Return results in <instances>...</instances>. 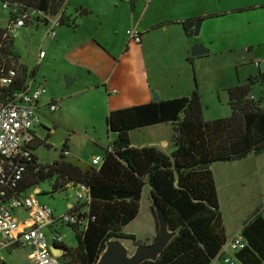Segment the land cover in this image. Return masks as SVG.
Instances as JSON below:
<instances>
[{
  "label": "trees",
  "instance_id": "trees-1",
  "mask_svg": "<svg viewBox=\"0 0 264 264\" xmlns=\"http://www.w3.org/2000/svg\"><path fill=\"white\" fill-rule=\"evenodd\" d=\"M65 5L66 0H0L1 11L8 13V24L23 19V27L33 24L39 14L48 19L58 17ZM194 22L182 23L185 34H192ZM61 25L70 26L60 17ZM12 39L7 27L0 28V110L16 102L31 86L36 72L19 63ZM257 81L264 83V74L227 89L230 114L213 121L203 119L197 89L188 98L111 112L105 127L114 139L103 150L99 167L66 160V142L59 159L50 165L39 164L34 150L41 141L35 136L21 154L5 161V175L0 174V203L29 195L40 183L53 179L51 194L83 186L89 202L75 200L67 211H84L79 216L81 224L66 225L77 245L54 248L63 252L60 264H97L109 242L120 238L136 243L134 235L122 231L138 216L143 188L148 187L152 211L156 208L163 214L172 237L155 260L141 264H214L226 233L211 166L264 152V106L250 97ZM166 123L173 126L171 153L130 145L131 131ZM13 168L20 174L17 180ZM240 234L245 246L233 253L235 259L241 264H264V214L260 208L244 221Z\"/></svg>",
  "mask_w": 264,
  "mask_h": 264
},
{
  "label": "crops",
  "instance_id": "crops-1",
  "mask_svg": "<svg viewBox=\"0 0 264 264\" xmlns=\"http://www.w3.org/2000/svg\"><path fill=\"white\" fill-rule=\"evenodd\" d=\"M70 1L72 7L68 4ZM263 6L264 0H67L60 16L70 26L54 28L51 39L45 32L47 49L41 45L39 53L44 51L46 54L42 59L37 56L34 81L29 87L31 91L39 88L42 95L44 88L47 90V97L41 95L38 103L40 125L45 124L42 122L46 117L43 108L55 101L60 110L53 126L61 125L68 131L83 127L93 132L105 126L106 117L111 112L153 102L152 92H156L158 101H166L188 98L197 89L202 110L217 109L224 100L229 106L227 89L264 74L259 71V64L264 61V48L260 49L257 43L233 48L236 41L224 32L225 22L229 16L254 12L264 9ZM186 20L201 21L196 38L183 31L182 23ZM129 30L140 34V43L136 44L127 37ZM243 31L249 34L244 28L240 33L244 34ZM193 45L203 46L205 55L192 58L189 48ZM236 52L239 58L233 62L235 69L252 65L238 73L244 81L239 77L235 85L225 82L224 73L218 70L212 77L211 88L207 89L203 62L211 56H233ZM189 67L192 71L195 67L197 76L193 72L192 77L197 79L198 86L195 81L192 85ZM44 68L45 72L40 74L43 80H38V72ZM64 77L73 79L68 88L63 83ZM254 87H260L261 91L251 93L250 97L264 106V83L257 81ZM68 113H75L81 119L78 123L63 120ZM229 114L230 107L227 116ZM202 115L207 121L203 111ZM109 135L110 140L102 146L103 150L108 149L114 139ZM172 137L173 126L166 123L135 129L130 132L129 141L132 147H154L169 154ZM92 141L93 145L101 147L97 140ZM94 157L102 156L93 155L92 159ZM211 170L225 236L229 238L240 233L244 221L255 209L260 208L264 214V152L236 162L214 163ZM145 188L148 209L155 225V232L147 237L152 243L158 228L149 199L150 189ZM67 207L69 210L74 204L69 203ZM224 259H229L230 263H225ZM236 263L239 262L229 251L223 252L214 262Z\"/></svg>",
  "mask_w": 264,
  "mask_h": 264
},
{
  "label": "rangeland",
  "instance_id": "rangeland-1",
  "mask_svg": "<svg viewBox=\"0 0 264 264\" xmlns=\"http://www.w3.org/2000/svg\"><path fill=\"white\" fill-rule=\"evenodd\" d=\"M67 2V0H66ZM70 7H72L73 3L70 1L68 3ZM1 8V7H0ZM8 24V13L7 11H1L0 9V28L5 29ZM42 23H36L32 25H27L23 28H11V31H14L13 39V48L14 51L18 54L19 63L21 65H25L29 67V70L36 69L38 63L36 61L37 56H39V49L42 45L47 49V38L45 36V32L47 27L42 26ZM61 27H66L61 25ZM224 32L227 33L228 37L235 38L236 45L233 48H238L239 46L245 43H257L260 49L264 48V9H257L254 12H244L241 15H232L229 16L225 22ZM245 29V32H249V34H241L242 29ZM18 34V36H16ZM232 48V49H233ZM219 49V48H217ZM239 58V53H234L233 56H211L207 61L203 62V70H204V85L207 89H210L212 86V77L219 70L220 73H224L225 82H229L230 84H236L239 81V72H244V69H249L252 67L251 64H247L244 66H238L237 69L233 67V62L237 61ZM235 60V61H234ZM190 68V67H189ZM191 77L193 76V72L195 77L197 76L195 67L189 69ZM41 72H45V68L38 72V80H43L40 77ZM241 73V75H242ZM46 74V73H45ZM52 75V74H51ZM195 77L191 78V82L193 85V81H195L196 86H198V81ZM244 77V75L242 76ZM241 79V77H240ZM241 81H244L241 79ZM64 83V81H63ZM194 86V85H193ZM43 97H47V90L44 88ZM69 91V90H66ZM252 93L257 94L261 91L260 87L252 88ZM46 108V107H45ZM43 108V113L45 114V119H42L44 125H40L36 128L35 136L41 141V144L34 150V154L37 157L38 163L45 165H50L59 157L63 151V146L65 142L68 144L70 151L65 155V159L74 162L79 166L90 165L91 159L93 155L102 156L103 148L108 144L110 140V135L106 127L103 125L102 128L98 129L96 132H93L90 129H84L83 127H77V130L68 131L66 128L61 125L53 124L55 117L58 116V112L50 113L49 109ZM229 106L225 102L222 103V106L217 107V109L210 108L207 111L204 109L203 114L207 121H213L215 119H222L227 117ZM229 116V115H228ZM81 118L78 117L75 113H68L65 115V119L69 121H75L78 123V120ZM92 140H97L99 142V146L97 147L93 145ZM55 182V179L51 181H46L40 183L35 190L38 191L37 200L43 205L49 206L55 215L60 216L62 213L68 211V204H75L76 194L78 193L77 189L68 188L67 190L57 191L51 194L52 192V184ZM251 197V194H249ZM147 189L143 190V199L140 204V213L139 216L123 231L124 234L134 235L136 240L134 243L130 239H123L121 241V247L126 251L127 257L130 258L134 253L135 249L140 245L146 244L151 241L150 238L147 237L155 232V225L151 218V212L148 209L147 203ZM223 209V203H222ZM224 215L227 217L225 213V209H223ZM20 221H24L26 219L25 215L22 212H16ZM156 220V219H155ZM158 221V220H157ZM158 225V222H157ZM159 228V226H157ZM239 228H236L238 231ZM159 230V229H158ZM59 233L63 236L66 247H75L77 245V240L68 226H58ZM140 241V242H139ZM151 243V242H150ZM149 243V244H150ZM147 245V244H146ZM111 245L107 246L106 251L109 249ZM105 251V252H106ZM29 250L26 248H18L13 251H5L2 252V262L0 264H29L28 255ZM104 256V254L102 255ZM101 256V258H102ZM239 264V263H236Z\"/></svg>",
  "mask_w": 264,
  "mask_h": 264
},
{
  "label": "built area",
  "instance_id": "built-area-1",
  "mask_svg": "<svg viewBox=\"0 0 264 264\" xmlns=\"http://www.w3.org/2000/svg\"><path fill=\"white\" fill-rule=\"evenodd\" d=\"M6 8L7 6H3L2 9ZM37 17L48 21L46 36L48 39L53 38L54 28L59 26L61 16L48 19L39 14ZM23 24V19H16L11 24H7L9 34H14L11 28L20 29L23 28ZM126 35L136 44L141 42L140 34L136 30H129ZM45 54L44 51H40L38 58L42 59ZM12 75L13 72H10V76ZM41 95L42 91L39 88L32 91L28 88L17 96L16 102L0 110V174L3 177L5 161L15 159L17 155L21 154L20 150L24 146L31 145L35 137V128L40 125L41 121L38 113ZM46 108L50 113L60 110L57 101L48 103ZM101 162V157H94L91 165L99 167ZM15 170L13 168L12 173H15V180H17L20 174ZM77 190L75 200L79 203L89 202L90 197L86 189L80 186ZM37 195L38 191L34 190L29 195L0 203V263L3 259V250L13 251L18 248H26L30 251L27 259L29 264H60V258H57L52 252L54 245H65L63 236L57 231L58 226L81 224L82 220L79 219V216L84 214V211L80 210L75 214L66 212L55 216L49 206L43 205L37 200ZM16 212H22L26 219L20 221ZM240 235L239 233L226 238L219 255L225 251L234 253L243 249L245 242ZM224 262L230 263L229 259H224Z\"/></svg>",
  "mask_w": 264,
  "mask_h": 264
},
{
  "label": "water",
  "instance_id": "water-1",
  "mask_svg": "<svg viewBox=\"0 0 264 264\" xmlns=\"http://www.w3.org/2000/svg\"><path fill=\"white\" fill-rule=\"evenodd\" d=\"M36 23H42L43 24L42 26L44 27L48 25V21L46 19H40V17H36L33 24ZM33 24L30 25L33 26ZM200 25H201L200 20L195 22V27L192 33V36L195 38L199 35ZM189 52L192 58L201 56L203 54L205 55L206 53L204 51V47L201 45L191 46L189 48ZM259 71L264 73V61L259 64ZM72 80L73 79L68 77L63 78L66 88L70 87ZM152 100L155 103L158 102V97L156 95V92H152ZM153 210H154V214H155L154 217L156 219V222H158L157 226H159L158 228L159 230L157 232V237L152 243L148 245L146 244L140 245L135 249V253L130 258H128L126 251L120 246L122 244L121 241L123 239L120 238L115 239L108 243V245L110 244L111 246L107 251L105 250L106 252H103L104 256H102L103 254L101 255L102 258H100L97 264H141L147 260H151V261L155 260L159 256L162 249L165 248V246L169 243L172 235L167 231V226L165 224L163 214L159 212L156 208H153ZM52 252L55 256H57V258H60L63 253L62 251H59L54 247L52 248Z\"/></svg>",
  "mask_w": 264,
  "mask_h": 264
}]
</instances>
